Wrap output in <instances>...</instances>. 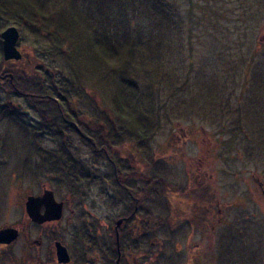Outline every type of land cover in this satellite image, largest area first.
<instances>
[{
  "label": "rangeland",
  "instance_id": "rangeland-1",
  "mask_svg": "<svg viewBox=\"0 0 264 264\" xmlns=\"http://www.w3.org/2000/svg\"><path fill=\"white\" fill-rule=\"evenodd\" d=\"M5 4L10 12L21 5L35 10L20 30L15 26L19 18L0 11V34L9 26L18 29L17 47L23 54L19 63L4 61L0 41V69L4 66L16 86H0V138L12 141L5 153L12 190L0 200V227L22 222L19 200L23 197V203L40 179L54 192L71 188L77 194V227L71 223L67 229L84 239L97 229V219L104 232L119 229L115 220L122 206L115 204L123 191L148 204L162 223L170 215L169 195L178 196V203H195L202 176L207 188L204 237L187 223L174 224L172 231L159 224L158 243L140 246L136 224L122 226L129 236L126 256L139 257L146 247L157 257L153 264H169L172 251L177 264H188L189 250L196 254L202 246L205 264H264V192L256 183L259 179L264 185V0ZM58 17L73 25L70 34L59 33L63 47L52 58L40 53L48 42L42 26L55 29L50 22ZM105 50L122 59L105 57ZM34 78L43 80L41 90L61 106L47 100L45 115L41 113L40 132H45L35 135L42 145L28 147L26 140L40 126L36 115L18 111L9 122L1 111L9 91L27 93L24 87L28 83L33 89ZM14 101L22 109L40 111L31 102ZM71 119L78 136L65 125ZM63 138L77 142L62 146ZM87 138L94 143L83 141ZM155 188L159 197L167 195L157 205L149 199ZM134 206L131 202L130 213ZM13 248L23 251L22 240Z\"/></svg>",
  "mask_w": 264,
  "mask_h": 264
},
{
  "label": "flooded vegetation",
  "instance_id": "flooded-vegetation-1",
  "mask_svg": "<svg viewBox=\"0 0 264 264\" xmlns=\"http://www.w3.org/2000/svg\"><path fill=\"white\" fill-rule=\"evenodd\" d=\"M2 34V33H1ZM0 34V41L2 44ZM21 49V48H20ZM23 51V50H21ZM3 57V53H2ZM12 64L19 63L20 61H9ZM4 66L0 69V86L3 87H12L15 88L13 83V79H10L11 77L8 76L9 74L5 73ZM5 73V74H1ZM14 76V75H13ZM31 86L33 89L29 88L28 83L27 86V93H24L20 90L13 89L12 91H9V96L7 105L3 107V111H1V118H7V120L10 122V120H13L15 118L16 112L20 111L23 115H29L31 113H34L37 117V121L40 124L36 130H33V133L35 136L36 133H44L45 129L43 128L41 131V113L42 115H45L46 112V104L47 100H50L57 104L58 108L61 106L59 103V99L55 98L54 96L47 97L45 89L41 90L43 80H38L36 82L35 78L33 79ZM23 82H27L24 77L22 78ZM41 81V82H40ZM39 87V91H36V88ZM18 98L23 103L26 101V103L31 102L34 106H37L40 111H31V109L27 106V109H22V104L16 103L14 99ZM24 98H27V100H23ZM33 106V108H34ZM32 108V107H31ZM32 108V109H33ZM60 124V123H59ZM58 124V125H59ZM61 125V124H60ZM65 125H67L69 130L71 132H74L76 136L79 135L78 132V125L71 119L70 121L65 122ZM62 133V131H61ZM75 139H68L63 138L61 139L62 146H74L77 140ZM86 143H94L93 140L87 138L85 140ZM29 146H40L42 145L41 140L36 139V136L33 138H30L26 140ZM12 141L10 139L0 138V200H2L5 196V194L12 190L10 187L7 186V184L10 182V179L8 178L7 174V167H9L11 162H8V159L6 158L7 153L9 151V147ZM10 145V146H9ZM9 146V147H8ZM11 148V147H10ZM11 150V149H10ZM106 156L108 157V151H106ZM29 157L28 155L24 158ZM30 158H35L34 155H31ZM7 159V160H6ZM45 171V169H43ZM65 171V170H64ZM6 172V173H5ZM67 172V170L65 171ZM24 173V172H23ZM203 175V173H201ZM20 181V179H19ZM43 179L39 180V185L34 188V192H28L26 200L23 201L21 198L20 201V208H22L21 215V221L17 225H3L0 227V230L4 228H12L16 229L18 231V239L16 242L12 243L11 245H3L0 246V264H153L156 262L157 257L153 255V252L151 250L147 251L146 247L145 250H139L138 255H133L131 253L130 255L126 256L125 252H128L125 246V237L126 241L128 240L129 236L126 235V230L124 229L125 226L129 227L131 229L133 227V224H136V228L139 231L137 235V240L140 244V246L144 245H153L154 243H158V238H156V234L160 231L159 224H163V227L169 226V228L174 230V224H184L187 223L188 226L192 229L191 231L193 233L197 232L199 234L200 239L203 238L205 231V227L208 224L207 218H206V195L205 191L206 188V178L200 177L198 181V194L199 197H193L192 199H195L196 202L193 204H187V203H178L175 202L176 199H178V196L176 195H169V200L166 203V208L169 210L170 215L168 216L166 222L159 223L160 218L157 216V214H153L154 210L150 209L148 204L143 205V200L141 202L140 198L135 196L134 193H127L126 191H123L120 193L119 198L117 199L118 202L115 204L118 207L121 205L122 210L119 216L116 217L115 225H119V229H116L115 227L113 230L107 229L105 232L100 227L102 223H100L97 220H95V226H97V229L95 231H91V234H89L86 238H80V235L74 234V230L72 229L70 233L68 232L67 227L70 226V224H76L77 222L73 221L76 216V206H75V195H77L73 189L71 188H63L61 191H55L49 189L46 186V183L42 182ZM256 183L261 189V192H264V185L259 180L256 179ZM202 186L203 189H202ZM121 190H125L124 188H120ZM48 190L53 191L55 201L58 204H61V217L58 220H52L47 221L42 224H38L33 222L29 216L26 213L25 205L29 197L35 196V197H41L44 195L45 192ZM152 193L150 192L151 198L153 204H155L154 201H159L162 197L166 196H160V191H158V188L150 189ZM17 191V189H16ZM189 192H185L184 194H187ZM17 194V193H16ZM75 194V195H74ZM140 194L147 195L146 192H141ZM187 197L186 195H184ZM191 196V193H189ZM110 200V194L107 193ZM15 196V192L11 194V197ZM194 196V195H193ZM77 198V197H76ZM129 198V199H128ZM142 199V198H141ZM147 199V198H146ZM173 199V202H172ZM181 199V197H180ZM129 200V205L127 206ZM198 200V201H197ZM134 202V211L133 213L130 211V203ZM58 204H56L58 206ZM192 205V206H191ZM148 206V207H147ZM153 206V205H152ZM56 207V206H55ZM181 211V212H180ZM217 212H221V209L218 208ZM46 213L45 206L41 207V214ZM51 215V214H50ZM150 217V218H149ZM152 217V218H151ZM177 217V218H176ZM221 220V219H219ZM73 221V222H72ZM119 221H121V224H119ZM234 221V220H233ZM152 224V225H151ZM233 225V224H232ZM122 226L124 228L122 229ZM31 227L33 229H31ZM22 228V229H21ZM92 228V227H91ZM122 229V230H121ZM37 234H34L36 233ZM128 232V231H127ZM129 235V234H128ZM134 235V234H133ZM155 235V236H154ZM155 237V238H154ZM150 238H153L150 240ZM19 240H22V248L23 251H14L15 245L18 243ZM153 240V241H152ZM200 242V240H199ZM58 244H60L63 248L66 249L67 255L69 260L67 262L60 261L58 256ZM146 245V246H147ZM200 248L201 243L197 244ZM196 245V247H198ZM7 248V250H5ZM126 248V249H125ZM200 250L195 254L194 252L196 249L189 250L188 254V264H205V253ZM173 254L170 257L169 256V264H177V261L175 259V253L176 251H172ZM194 253V255H193ZM16 254H19L16 256ZM18 257V259H16ZM187 260V259H186ZM179 264H181V261H179Z\"/></svg>",
  "mask_w": 264,
  "mask_h": 264
},
{
  "label": "water",
  "instance_id": "water-1",
  "mask_svg": "<svg viewBox=\"0 0 264 264\" xmlns=\"http://www.w3.org/2000/svg\"><path fill=\"white\" fill-rule=\"evenodd\" d=\"M19 37L20 33L15 27H9L1 34L3 58L5 61H20L23 58L22 52L17 48ZM56 204L58 203H56L53 193L47 191L41 197H29L25 205V210L33 222L42 224L47 221L60 219L62 206L61 204H58V206ZM42 206L46 208V213L43 215L41 214ZM119 224H121L120 221ZM18 235L16 229H2L0 230V244H10L16 240ZM58 256L60 261L67 262L69 260L66 249L60 244H58Z\"/></svg>",
  "mask_w": 264,
  "mask_h": 264
},
{
  "label": "trees",
  "instance_id": "trees-1",
  "mask_svg": "<svg viewBox=\"0 0 264 264\" xmlns=\"http://www.w3.org/2000/svg\"><path fill=\"white\" fill-rule=\"evenodd\" d=\"M7 2H8V0H1L0 1V11L2 13H6V14L9 13V15H11V18H13V17L19 18L18 20L17 19L15 20L16 22L14 21L16 24L15 26H18L19 30L22 27V24H23V26L26 23L29 24L28 22L25 21V18L28 16V13L35 10V8L31 9L27 5H21V9L19 6H17L16 10H13L14 12H10L6 8L5 3H7ZM50 23H51V26H53V28H55V29H52V30L47 29L49 25L42 26V28L48 30L47 32L45 30L39 29L43 32H46L47 40H48L47 44L42 46V48L40 47L41 48L40 53H42L46 56L47 55L51 56L52 58H54V56L59 53V49H61L63 47L64 41L60 39L59 33H61V31H62L64 35L70 34L67 30L69 28H71L73 24L71 21L68 24L63 23V19L61 17H58L55 22H50ZM32 25L35 26L36 24L33 23V21H32ZM61 35H62V33H61ZM87 36H93V33L87 34ZM79 39H80V37H79ZM92 41L94 43V38L92 39ZM58 42H59V44H58ZM94 44H96V43H94ZM108 52L109 51L106 52V50L104 51L105 57H109V58L111 57L112 59H115V60H121L122 59V57H119L117 54H114L113 52H111V53L110 52L108 53ZM121 80H123V79L121 78ZM24 88L27 90V87H24ZM128 120L130 122H133L134 125H136V123L134 122V120L132 118H128ZM79 130L81 131V134L87 135V132H85V130L83 128L79 129Z\"/></svg>",
  "mask_w": 264,
  "mask_h": 264
}]
</instances>
